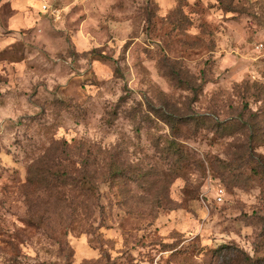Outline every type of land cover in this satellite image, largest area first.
Instances as JSON below:
<instances>
[{
	"label": "rangeland",
	"instance_id": "rangeland-1",
	"mask_svg": "<svg viewBox=\"0 0 264 264\" xmlns=\"http://www.w3.org/2000/svg\"><path fill=\"white\" fill-rule=\"evenodd\" d=\"M223 243L264 257V0H0V264Z\"/></svg>",
	"mask_w": 264,
	"mask_h": 264
},
{
	"label": "trees",
	"instance_id": "trees-1",
	"mask_svg": "<svg viewBox=\"0 0 264 264\" xmlns=\"http://www.w3.org/2000/svg\"><path fill=\"white\" fill-rule=\"evenodd\" d=\"M170 143H176V142L174 140H171ZM187 159L188 157L181 158V160H187ZM40 170L42 171V176H43L44 170L41 167H39L37 171H40ZM66 173L67 172H65V170L63 169L61 170L60 176L56 174L58 177L62 178L60 180V182L62 181L61 183H64L66 181L67 179ZM214 255L216 258H219V257L221 258V261L218 264H264V257L250 256L248 253L243 252L240 248H238L237 246H234L233 244L223 243L219 245L217 248L213 250V256Z\"/></svg>",
	"mask_w": 264,
	"mask_h": 264
},
{
	"label": "built area",
	"instance_id": "built-area-1",
	"mask_svg": "<svg viewBox=\"0 0 264 264\" xmlns=\"http://www.w3.org/2000/svg\"><path fill=\"white\" fill-rule=\"evenodd\" d=\"M43 7H44V6H43ZM221 194H222V189H221V188L217 189L216 199H217L218 201L221 200Z\"/></svg>",
	"mask_w": 264,
	"mask_h": 264
}]
</instances>
